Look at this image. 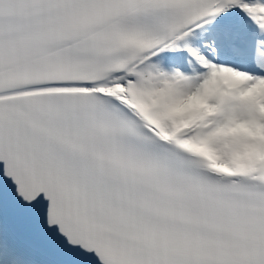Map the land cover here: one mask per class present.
I'll use <instances>...</instances> for the list:
<instances>
[{
    "label": "snow or ice",
    "instance_id": "6c2138e0",
    "mask_svg": "<svg viewBox=\"0 0 264 264\" xmlns=\"http://www.w3.org/2000/svg\"><path fill=\"white\" fill-rule=\"evenodd\" d=\"M0 264H264V0H0Z\"/></svg>",
    "mask_w": 264,
    "mask_h": 264
}]
</instances>
